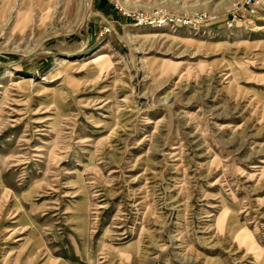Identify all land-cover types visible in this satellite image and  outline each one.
Instances as JSON below:
<instances>
[{"label": "rangeland", "instance_id": "374dc122", "mask_svg": "<svg viewBox=\"0 0 264 264\" xmlns=\"http://www.w3.org/2000/svg\"><path fill=\"white\" fill-rule=\"evenodd\" d=\"M0 264H264V1L0 0Z\"/></svg>", "mask_w": 264, "mask_h": 264}, {"label": "built area", "instance_id": "2783aa9c", "mask_svg": "<svg viewBox=\"0 0 264 264\" xmlns=\"http://www.w3.org/2000/svg\"><path fill=\"white\" fill-rule=\"evenodd\" d=\"M259 1H264V0H241V4L247 7H250L252 5H256ZM154 19H152L151 21H153ZM156 22H162L161 19L156 20Z\"/></svg>", "mask_w": 264, "mask_h": 264}]
</instances>
